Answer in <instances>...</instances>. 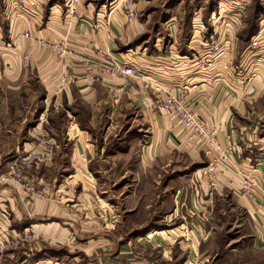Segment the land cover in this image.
Listing matches in <instances>:
<instances>
[{"label":"crops","instance_id":"crops-1","mask_svg":"<svg viewBox=\"0 0 264 264\" xmlns=\"http://www.w3.org/2000/svg\"><path fill=\"white\" fill-rule=\"evenodd\" d=\"M45 1H26L31 24L26 16L17 17L4 31L0 20V244L6 245L0 264H235L227 253L224 259L219 253L221 229L213 227L216 203H230L247 217L248 237L262 255L258 264H264V203L239 194L241 171L260 176L264 170L263 125L258 118L264 63L256 65L249 81L221 69L230 22L214 24L224 43L222 53L215 68L201 71L182 66L189 59L186 54L120 53L125 41L141 33L142 25L126 21L115 9L106 14L103 8L95 9L94 0H79V14L64 13L63 4L43 12ZM26 30L31 38L24 37ZM2 41L10 47L4 48ZM197 41L202 44L193 33L190 43ZM123 56L138 64L140 76L106 70L109 58ZM86 62L94 68L88 69ZM36 82L46 101L51 97L64 110L69 125L62 132L44 127V134L34 129V136L27 130L37 118ZM168 92L182 95L208 127L216 128L222 145L237 148L221 168L215 190L210 191L206 179H180L179 160L194 161L203 152L187 144L189 132L172 116L159 111L158 103ZM125 116L143 132L111 134ZM49 148L51 158L31 173L51 183L53 190L29 196L8 176V163ZM120 157L126 165L120 164ZM106 171L133 174L130 197L112 201L113 207L93 197ZM147 190L156 197L145 208L156 216H145L129 202ZM121 201L132 207L118 214L115 206ZM28 229L32 240L25 241ZM54 246L69 259H52Z\"/></svg>","mask_w":264,"mask_h":264},{"label":"rangeland","instance_id":"rangeland-1","mask_svg":"<svg viewBox=\"0 0 264 264\" xmlns=\"http://www.w3.org/2000/svg\"><path fill=\"white\" fill-rule=\"evenodd\" d=\"M94 3L95 9L103 8L102 10L106 14L115 9L126 21L134 20L142 25L141 33L132 39H128L122 45L120 53L126 54L128 52L131 57L140 56L143 52H165L167 54L172 51L180 55L186 54L189 57V59L183 60V63H186L185 65L182 64V66H186L184 68L194 66L196 70H210L217 66L218 56L222 53L224 45L218 38L219 34L218 31L216 32L214 24H217V26L223 24L225 26L226 23L224 21H228L233 28L225 35L227 38V47L224 54L226 58L221 62V69L226 72H232L237 76L239 74L241 76L244 75L246 80L249 81L257 72L255 69L256 65L264 63V0H94ZM56 4H63V0H46L43 3V12H49L51 7ZM63 9L65 13V8L63 7ZM129 10L133 12L132 18L126 14ZM4 12L5 2L0 0V20L2 26H4V31H6L8 30L9 19L5 18ZM221 21L223 23H220ZM193 33H196V36L199 35V40L202 44L199 41L190 43ZM31 37L30 35L27 38ZM205 49L211 51L209 60L204 58L206 56L204 55ZM25 59L26 56L24 57ZM209 61L213 62L212 67L208 66L210 64ZM34 87L36 88L37 118L27 127V130L29 129L34 136L36 135V132L33 131L34 129H42L40 133L44 134L46 132H44V127H47L46 129L49 132L50 130L55 133L62 132L69 124H66L64 110L61 109L62 107L59 108L61 105L55 104L58 106L56 107L51 101V97L46 101L43 88L39 83L36 82ZM262 96L258 102V118H260L259 126L263 125L261 127L263 129L261 135H264V94ZM44 105L42 114L41 110ZM49 120L52 121L50 124H48ZM41 121L40 126H37ZM43 124L48 125L44 126ZM136 124V121H133L132 118L125 116L118 121L110 132L111 134L120 132L119 134L123 136H131L138 132L142 133V130L137 129L138 126ZM31 138L38 140L37 137ZM191 143L196 144L195 146L202 150V158L194 161H192L193 159L179 160L180 162L178 161L179 164L176 165V169L180 170V179L188 181L196 178L206 179L205 170L209 160L204 153V147L194 141L188 143L187 138V144ZM119 159L121 160V165H126L125 158L120 157ZM132 175L123 172L119 174L107 173V171L101 173L100 181L97 180L101 188L95 189L97 194H93V197L97 202H99V199L103 200L102 202H105V204L102 206L111 204L113 207L112 201L130 197ZM197 179L195 182H197ZM110 182L113 183L110 185ZM150 192V190H147L142 195H133L131 197L133 200L131 199L129 202L133 203V206L138 205L136 208L142 214L144 213L145 216L149 214L151 217L157 214L154 213L153 215L149 213L148 207L147 209L145 208L146 202L155 203V200L153 201L152 199L156 196L155 194H150ZM141 204L142 206H139ZM115 207L116 212L121 214L123 210L132 207V205L121 201ZM87 213L86 210L85 214ZM214 214V230L221 229L217 235H219L218 239L220 241L219 253L223 259L224 253H227L225 255L230 260L234 259L235 264H258V260L262 258V255H259L258 251L253 249L252 240L248 237L251 225L247 217L238 210L235 211L230 203H216L214 205ZM229 217L231 220L228 221ZM228 242L229 244H227ZM52 255V259L56 260V262H59L62 258L64 260L69 259L66 253L57 246H54ZM212 262H215V259Z\"/></svg>","mask_w":264,"mask_h":264},{"label":"built area","instance_id":"built-area-1","mask_svg":"<svg viewBox=\"0 0 264 264\" xmlns=\"http://www.w3.org/2000/svg\"><path fill=\"white\" fill-rule=\"evenodd\" d=\"M27 0H4L5 2V18L11 23L17 17L26 16L25 11H28L26 7ZM79 0H63V7L67 14H79L78 8ZM130 18L133 17L131 10L127 11ZM26 20L31 24V19L26 16ZM24 37H30L29 30L23 32ZM3 47H10V42L2 41ZM211 51L209 49L204 50V58L209 60ZM107 66H104L107 71L117 74L138 77L140 71L138 64H133L129 61L128 56L121 58H109ZM209 67H212L213 62L209 61ZM102 64L105 62L101 61ZM87 68L92 70L94 63L86 62ZM158 109L163 114L172 115L179 126L183 127L189 132L188 143L191 141L196 142L200 146L204 147V153L207 156L209 163L205 170L206 179L210 191L215 190L218 186V175L221 173V168L228 165L231 162V156L237 151L234 144L228 143L222 145L218 141V134L216 128H210L199 117L194 110L185 101L182 95H176L173 93H166L165 97L159 101ZM52 156V150L49 148L43 152L32 151L29 154L23 156H17L15 159L8 163L7 174L14 180L16 184L23 188V190L29 194V196H43L47 193H51L53 190L52 184L32 175V170L35 166L43 161H47ZM240 196L248 198L254 203H264V170L259 175L251 172L241 171V183L239 188ZM31 230H24L23 239L25 241L32 240ZM6 248L5 243L0 244V251H4Z\"/></svg>","mask_w":264,"mask_h":264}]
</instances>
